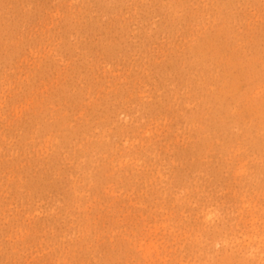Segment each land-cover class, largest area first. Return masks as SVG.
<instances>
[{
    "label": "rangeland",
    "instance_id": "rangeland-1",
    "mask_svg": "<svg viewBox=\"0 0 264 264\" xmlns=\"http://www.w3.org/2000/svg\"><path fill=\"white\" fill-rule=\"evenodd\" d=\"M0 264H264V0H0Z\"/></svg>",
    "mask_w": 264,
    "mask_h": 264
}]
</instances>
